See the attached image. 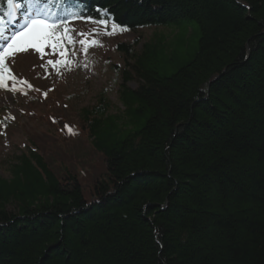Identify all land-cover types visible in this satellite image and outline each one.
<instances>
[{"label": "trees", "instance_id": "trees-1", "mask_svg": "<svg viewBox=\"0 0 264 264\" xmlns=\"http://www.w3.org/2000/svg\"><path fill=\"white\" fill-rule=\"evenodd\" d=\"M48 5L135 37L121 109L102 92L82 125L47 115L102 171L43 135L0 178V264H264V0Z\"/></svg>", "mask_w": 264, "mask_h": 264}, {"label": "rangeland", "instance_id": "rangeland-1", "mask_svg": "<svg viewBox=\"0 0 264 264\" xmlns=\"http://www.w3.org/2000/svg\"><path fill=\"white\" fill-rule=\"evenodd\" d=\"M68 27L72 29L70 32L72 43L65 42L67 55L64 59L73 63L59 66V74L57 69L47 63L48 60L61 59L50 48H45L43 53L28 49L7 60L17 80L6 81L9 88L15 84V91L0 89V178L10 176V170L17 157L30 146L27 139L43 135H49L57 140L59 143L55 142L60 150L70 145L75 146L80 157L79 163L76 164L80 167L81 162H84L86 165L84 175L102 171L99 162H103V159L90 152L86 140L82 139L80 144L61 143L55 126L49 124L47 115L51 114L63 121L82 125L78 119L79 111L91 107L98 94L102 92L113 110L121 109L117 100L121 79L119 70H114L112 66L117 65L120 69L123 66V55L115 50V44H131L134 35L117 29L116 34L107 35L106 33L113 31L111 24L87 21L74 22ZM163 32L168 35V31ZM141 34L147 38L153 34V30H144ZM81 39L89 42L95 39L98 43L88 47L85 53V46L79 43ZM128 87L134 89L135 84L129 83ZM43 118L45 119L42 120ZM61 156L58 155L57 159ZM57 163L63 165L59 161ZM64 167L61 166L59 169ZM77 171L83 169L80 167Z\"/></svg>", "mask_w": 264, "mask_h": 264}, {"label": "snow or ice", "instance_id": "snow-or-ice-1", "mask_svg": "<svg viewBox=\"0 0 264 264\" xmlns=\"http://www.w3.org/2000/svg\"><path fill=\"white\" fill-rule=\"evenodd\" d=\"M30 7V11L24 17V23L19 29L13 30L10 34L7 32V24L11 21H5L0 17V40L5 43L0 45V89L15 91V84L11 88L8 87L6 81H16L17 77L11 72L10 67L6 63V58H14L20 52H26L28 49L34 50L36 53H43L45 48H50L54 54H57L61 59L55 61L48 60V65L57 69L59 74V66H67L73 61L64 59L67 55L66 44L72 43V36L67 24V20L50 19L52 13L49 10L48 0H26ZM9 11L6 15L14 18L16 9L22 8L24 5L17 3L16 0H7ZM82 18V17H76ZM90 19V18H89ZM101 24H106V21H99ZM119 26L112 25L113 31L106 33L107 35L116 34V29ZM121 31L127 29L121 28ZM79 35H84L79 33ZM80 45L85 46L84 51L87 53V48L97 45L95 39L90 42L84 39L79 41ZM75 53H73L74 55ZM43 67V65H42ZM31 87V85H29ZM51 90V89H50ZM47 94L45 93V96Z\"/></svg>", "mask_w": 264, "mask_h": 264}]
</instances>
